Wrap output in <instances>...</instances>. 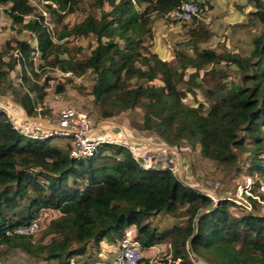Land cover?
Returning a JSON list of instances; mask_svg holds the SVG:
<instances>
[{
    "label": "trees",
    "instance_id": "16d2710c",
    "mask_svg": "<svg viewBox=\"0 0 264 264\" xmlns=\"http://www.w3.org/2000/svg\"><path fill=\"white\" fill-rule=\"evenodd\" d=\"M46 1L60 24L81 2ZM142 1L147 5L140 10ZM184 1L93 0L92 8L101 10V15L90 13L71 29L64 25L58 36L95 37L97 46L82 61L68 45L54 41L42 15L25 27L38 34L43 61L54 58L63 72L79 78L94 73L91 94L102 107L103 117L142 107L143 130L154 132L171 146L184 140L199 144L203 158L227 169L239 163L237 152L248 153L251 161L244 167L264 177V32L254 40L249 57L202 48L195 57L176 52L178 65L173 66L150 50L152 16H165ZM7 2L12 4L9 15L14 24H24L26 16L38 11L31 0H0V5ZM250 2L257 9L254 16L264 25V0ZM106 4L110 11L105 10ZM199 5L201 13L203 3ZM190 33L189 43L195 51L199 43L211 38L201 24ZM18 45L26 55L35 51L25 42ZM65 54L68 58H61ZM6 56L0 50V86L18 64L16 58L5 60ZM222 62L237 69L220 73L221 84L205 92L213 102L209 112L204 113L203 103L197 107L186 104L188 92L193 91L182 90L178 79L188 69L195 71L193 78L205 67ZM39 68L42 72L47 66L42 63ZM32 71L38 78L39 72ZM23 78L28 80L26 73ZM134 80L138 81L135 85ZM49 81L47 78L46 84ZM46 84L30 88L39 101L47 95ZM56 91L65 93V84L59 83ZM29 93L21 105L34 116L37 104ZM55 139L31 137L0 109V245L20 247L31 254L40 252L59 264H70L76 256H81L78 260L85 257L89 247L110 239H115V244L116 238L134 227L146 249L171 237L173 259L180 258L182 264L201 258L212 264H264V214L255 206L249 211L242 207L236 214L231 211L234 200L222 196L216 205L214 198L184 184L170 168L143 167L126 145L108 143L105 146L111 145V151H102V145L93 157L75 158L69 148L57 146ZM179 206L188 216L184 228L158 234L145 223ZM49 209L60 214L53 224L59 239L34 250L25 243L30 236L16 231L30 226Z\"/></svg>",
    "mask_w": 264,
    "mask_h": 264
},
{
    "label": "rangeland",
    "instance_id": "374dc122",
    "mask_svg": "<svg viewBox=\"0 0 264 264\" xmlns=\"http://www.w3.org/2000/svg\"><path fill=\"white\" fill-rule=\"evenodd\" d=\"M93 0H81L79 5H77L76 10L74 12H69L66 15H71L72 13H76L78 17L81 18V20H85L87 15L90 12H93V14L100 16L101 10L92 8ZM48 3L46 0H33L32 4H36L39 6V10H42L43 13L46 11L48 13V23L56 22V16L51 14L50 11L47 9ZM4 5L12 6L11 2H7ZM147 5L146 1H142L141 4L139 3V9L142 10ZM55 9L58 10V7L56 5H53ZM206 5L203 4L202 12L198 17H196L192 23L194 24H201L200 22L202 18V14H204ZM112 8L106 4L105 10L110 11ZM254 15V13H252ZM10 17L8 13L5 14L3 17ZM66 17V16H65ZM2 18H0L1 21ZM169 20V19H166ZM171 21V20H170ZM172 22V21H171ZM13 23L12 19H9L7 23L4 22L0 23L2 26L0 29H8L9 24ZM180 23V22H175ZM185 24V23H181ZM198 24V25H199ZM47 25V24H46ZM54 25V24H53ZM52 25V26H53ZM197 25V26H198ZM205 25L208 29V24H201ZM52 35L54 34L53 29H50ZM209 30V29H208ZM264 31V30H263ZM19 34V33H18ZM95 37H80L78 40H73L71 42H79L82 40V44L77 46H71L69 47L72 50V54L75 56V58L78 61H82L87 59L91 51L94 49L93 46H97L95 44ZM19 42H17V39L15 37L11 36H5L4 33L0 32V50L4 52L5 55H7V60L9 58L15 59L14 57V51H16L17 46L19 47ZM94 42V43H93ZM13 44V45H12ZM17 44V46H16ZM190 43L188 42V45ZM16 46V47H15ZM93 48V49H92ZM202 50L201 46H198V50L190 51V55L192 57H195L196 53ZM181 50H176L174 54V59L167 61L173 66H177L178 63L176 61V52ZM182 52V51H181ZM70 56V55H69ZM61 58H68V54L62 56ZM18 61V58H16ZM19 62V61H18ZM45 63L47 68L45 71H40L39 65ZM21 65V64H20ZM19 66V63L17 64ZM221 66V67H219ZM219 66L216 65H209L205 67V69H202L199 73H195L192 76V73L195 71L192 69H188L185 72L184 76H181V78L178 79L179 87L182 90L185 91H193V94L188 92V95L186 99L184 100L186 104L191 106H198L199 103H203L205 105L204 113L207 114L209 110L211 109V106L213 104L212 99L208 97V95L205 93L208 89H214L217 87V85L221 84V80L219 79L220 73H231L233 69H230V67H226L222 64H219ZM222 67L224 69H222ZM226 67V68H225ZM38 71L39 76L36 78L34 76L33 71ZM27 74L28 80H25L24 74ZM90 74V72L88 73ZM87 74V75H88ZM49 78V83L46 84V79ZM191 79V81H190ZM90 77L87 79L86 75L83 77H76L72 75V73H66L63 72L60 63L55 61L54 58L49 59L48 61H43L41 58L36 59L35 56L29 54L26 55V60H23L22 67L20 66L18 68H15L14 71L10 72L9 77L5 80L3 85L0 86V109L5 110L8 114L11 115L14 120V116L11 112L13 110L15 111L16 107L13 105V103L21 105L22 98L25 96V94H28L31 91V87L36 85L38 87L44 86V84L47 85L46 88V96L44 98V101H39L37 96V93H29L30 97L36 101V115L31 117H42L45 119L50 120L51 116L52 118H56L58 114L54 113V109L49 108L51 104L52 106H58L61 107L65 102H68L72 100L74 102L73 105H64L69 106L72 108H75L79 111L87 112L92 120L94 121V127L95 129L98 128L99 123L104 121H109L111 125L117 126L118 129L125 128L127 131H129L133 137L146 141L150 144H168L166 141H164L162 138H160L158 135H156L152 131L143 130V123H144V109L142 107H138L135 110H129L122 112L120 114H117L110 118H105L102 115L103 109L99 104H96L94 101V97L91 94V90L93 87V83L90 82ZM137 80L132 81V84H137ZM59 83L65 84L66 91L65 93L58 94L56 89ZM155 84L162 85L163 83L160 81H156ZM197 84V86H196ZM49 102V104L47 103ZM19 109V107H18ZM16 113V111H15ZM24 114L22 110H20V114ZM19 114V116H20ZM30 116V115H29ZM15 121V120H14ZM40 127H48L41 122H38ZM102 126L99 128L101 129ZM20 129L24 132L23 127H20ZM115 130V132H116ZM45 132L46 130L43 129ZM102 133H106L104 130H100L99 135ZM31 137H35V134L30 135ZM33 137V138H34ZM102 137V136H101ZM56 139L58 137H55ZM103 138V137H102ZM105 140H108L107 138ZM111 144V143H110ZM112 144L117 145H126L129 149L131 146L127 143L113 141ZM105 145H108V143L104 144L101 148L102 151L106 149V151H111V148L106 147ZM199 146V144L194 145L191 144L189 141H181L179 146L176 147L179 151H175L173 149H166V156H158L160 153L159 150H148L150 151V154L155 158L157 161L156 166H161L163 168H170L175 175L178 176L179 179H183L186 183H188L192 187H208L215 191V193L218 195L219 198L226 197L228 199L234 200V207H231V211H233L236 214H240L243 210L242 207H245L247 211L252 210L253 206L262 214H264V177H261L257 172L254 174H251L249 170L247 169V162L251 161V156L248 153H240L237 152L239 155V163L234 166L231 169H227L224 166H221L211 160H207L203 157L201 159L200 163H197L198 168H194L195 166L192 165L190 160L182 162L186 155V152L195 153L196 148ZM64 149H66V146H64ZM133 149V148H132ZM132 149L131 152H132ZM135 150V149H133ZM147 151V152H148ZM133 154V152H132ZM197 154V153H196ZM199 154V153H198ZM182 155L183 160H181L182 163V171H180V156ZM159 159H163L162 164L159 163ZM159 164V165H158ZM185 165H191V170L195 171V179H191L190 177L187 178V176L184 175V171L186 168ZM246 165L247 168L244 166ZM208 170L212 172V176H206L203 170ZM199 169V170H198ZM241 169V171H239ZM191 176V175H189ZM223 185V187H221ZM222 190H225V192H221ZM204 191V192H203ZM201 191L203 194H207L209 196H212V198L215 199V203L217 204L218 198L215 194L210 192L209 190H203ZM207 191V192H206ZM222 197H221V196ZM250 199L255 200L256 203H252ZM253 205V206H252ZM181 213H185V210L180 211ZM60 214L56 210H46L44 211L41 216L38 219L39 222V230L34 235L30 236L29 239L25 240V243L31 247L34 250H37L41 246L49 245L53 240L59 239L58 234L56 233L53 224L58 220ZM135 226V224H134ZM20 234H23L22 232H19ZM119 237L116 238V241H118ZM115 239H110L109 243H114ZM96 248V247H95ZM106 249H102L101 251H98V249H94V251L91 252V254H86L85 257H83L81 260H78L80 257H75L71 259L70 264H82L83 260L88 261V263H99L100 260H104L105 258H109L111 260L114 259L115 256V246H104ZM144 256H145V262L144 264H150L151 260H158L163 261L165 260L166 256L164 255V251H160L157 253V250H150L145 249L144 250ZM100 259V260H99ZM202 261L201 259H198ZM193 262V264H197ZM0 264H59L58 261H55L53 259H47L46 255L40 252H36L35 254H31L27 252L25 249L16 247V246H10V245H0Z\"/></svg>",
    "mask_w": 264,
    "mask_h": 264
},
{
    "label": "crops",
    "instance_id": "0c3cea01",
    "mask_svg": "<svg viewBox=\"0 0 264 264\" xmlns=\"http://www.w3.org/2000/svg\"><path fill=\"white\" fill-rule=\"evenodd\" d=\"M198 1L206 5L205 8L206 10L204 14H202V18H200L202 21L200 23L201 24L207 23L208 29L211 34V38L207 42H201L198 44V46H201L202 48H209L215 50L218 54H239L243 57L251 56L255 48L254 40L264 32L263 31L264 25L257 19V17L252 15V13L257 11L254 4L251 3L250 0H198ZM31 3H33V0H31ZM37 8L38 11L36 14H32L25 17L24 24L8 23L9 28L0 29V32L4 33L5 36L15 37L17 39V42L21 41L29 44L35 50L31 53V55L35 56L36 59H39L41 58V54L39 52L38 34L34 31H30L26 29L25 24L31 20L38 19V16L42 15L44 18L45 25L47 24L46 26H48L49 29H53L54 41L56 43L66 44L68 45V47L74 45L79 46L82 44V40L76 43L71 42L74 39L78 40V38L80 37L70 36V37H65L63 39L58 38V36L61 35L64 25H67L68 28L71 29L74 26L84 22V20H81V18L78 17L76 13H72L71 15H66L63 23L60 24L53 22L54 24L53 25L52 23H48V18H47L48 13L46 11L42 13L41 12L42 10H39V6H37ZM90 13L93 14L94 11ZM9 19H11V17L8 18L7 16L2 17L0 23L3 24L4 22L7 23ZM190 23H185V24L175 23V22H171L170 20H166L164 16L154 14L152 16L153 40L151 42V47H150L151 52L157 54L164 61L173 60L175 58L174 54L176 50H181L183 53L192 56L189 53L190 51L194 50V46L191 44L188 45V42L191 40L190 31L196 28L199 23L194 25ZM1 26L2 25L0 24V27ZM90 38H93V36H90ZM95 44H96V40H95ZM93 48H95V45L93 46ZM14 53H15L14 57L18 58L19 61L18 63L21 68L23 60H26V53L21 51V49L18 48V46L16 51H14ZM7 57L8 56L5 57V60H7ZM225 64H226L225 62H222V65ZM19 66H16V68H18ZM231 68L233 70L237 69V67L234 65H232ZM67 73H71V72H67ZM89 77L91 80L90 82L94 84V79H93L94 73L90 72V74L86 75L87 79ZM47 103L49 104L48 101ZM73 104L74 102L70 100L68 102H65V104H63L61 107H59V105L52 106L51 104H49L50 105L49 108L54 109V113L58 114L61 110L69 107L64 105H73ZM51 119H53L52 116ZM28 121L31 122L30 125L32 124L37 125L36 124L37 121H34L32 119H28ZM100 130L101 129L95 131V133L98 136H101L99 135ZM54 143L62 148H64V146L67 147L66 140L63 138L55 139ZM196 151L197 152L195 153L191 152V150L189 152H186L185 153L186 157L184 160L182 158L183 160L182 162L190 160L191 161L190 163L195 166L194 168H198L196 161L198 163L201 162V160L200 161L198 160L201 159L202 157L201 145H199L196 148ZM182 167L183 166L181 165L180 171H182ZM184 167L186 168V170L184 171V175L187 176V178L190 177V180L192 178L195 179L196 173L195 171H192L190 169L191 165H185ZM203 172L205 173L206 176H212L211 171L203 170ZM221 187H223V185ZM221 192L223 193L225 192V190H222L221 188ZM179 210L183 211L185 210V208H181L179 206L178 208H175L169 212L168 211L161 212L146 220L145 223H149L151 229L156 230L158 234H163L165 232L170 233L177 228H184L187 224L188 216L185 213L179 212ZM169 244L172 245L171 237H168L167 239L156 243V245H159L161 247L160 249L162 251H165ZM105 245L111 246L114 245V243L112 244L109 243L108 241H102L96 248L89 247L88 254L89 253L91 254V252L94 251V249H98V251H101V248L106 249L104 248ZM76 257H81V256H76ZM113 260L109 258H105L104 260H100L99 263L97 262L88 263L86 259L85 261H82L83 262L82 264H84L85 262L87 264H111Z\"/></svg>",
    "mask_w": 264,
    "mask_h": 264
},
{
    "label": "built area",
    "instance_id": "2783aa9c",
    "mask_svg": "<svg viewBox=\"0 0 264 264\" xmlns=\"http://www.w3.org/2000/svg\"><path fill=\"white\" fill-rule=\"evenodd\" d=\"M133 1L135 2L136 0ZM200 10L198 0H186L179 7L172 10L164 17L172 22L190 23L200 14ZM10 12L11 6L9 7L4 4L0 5V18L5 16L6 13L10 14ZM50 121L52 124L57 126V129L38 127L34 132H24L29 135L35 134V138L48 139L51 137H58L65 139L71 156L75 158L93 157L102 145L110 143L102 140L95 133L96 129L94 127V121L87 112L68 107L61 110L57 117L50 119ZM43 129L46 131L44 132ZM130 149L132 148L130 147ZM132 152L134 158L145 168H152L157 164V161L150 154V151L145 152L144 154H139L132 149ZM159 152L158 156H166V149H161ZM162 162L163 159H159V163L162 164ZM205 195L207 194L205 193ZM39 228V222L36 220L30 226L22 227L16 232L18 234H20L19 232H22V235L32 236L38 232ZM114 246L116 249L113 264H144V250L146 248L143 247L142 241L139 239L134 227L128 228L123 237L116 241ZM160 248L161 247L159 245H155L149 247L148 249L157 250L158 253L162 251ZM164 255L166 256L165 260H151L150 264H182L180 258L177 260L173 259V247L171 244L167 246L164 251ZM192 257L195 258L193 254ZM192 260L196 263L194 259ZM197 264L204 263L198 260Z\"/></svg>",
    "mask_w": 264,
    "mask_h": 264
},
{
    "label": "bare ground",
    "instance_id": "6f19581e",
    "mask_svg": "<svg viewBox=\"0 0 264 264\" xmlns=\"http://www.w3.org/2000/svg\"><path fill=\"white\" fill-rule=\"evenodd\" d=\"M15 111H16V113H15ZM15 111L13 110V112H11V113L14 116L15 121L14 120L13 121L15 122V124L18 128L23 127V130L25 132H34L38 127H40L38 122L36 123L37 125H33V124L30 125L31 122L28 121V119H30V117H28V115L26 113L20 114V109H18V107H16ZM19 114H20V116H19ZM26 118H28V119H26ZM54 126H56V125H54ZM117 128H118L117 126H113L110 123L104 124L102 126L101 130H104L106 133H102L101 136L103 138L101 136H99V138H101L102 140H105L107 138L108 140H105V141H108L110 143H113L114 140L118 141V142L127 143V144H129V146H131V148L135 149L136 153H139V154H144L145 152H147L150 149L147 147L148 142L139 139L140 141H142V144H137L136 142L133 141V139H135V137H133L129 131H127L125 128L116 130ZM115 130H116V132H115ZM154 145L158 146L156 148H153L155 150H160V148H162L161 145H158V144H154ZM153 149H151V150H153ZM206 190H209L210 192H212L214 194L213 190H210V189H206Z\"/></svg>",
    "mask_w": 264,
    "mask_h": 264
},
{
    "label": "water",
    "instance_id": "95a60500",
    "mask_svg": "<svg viewBox=\"0 0 264 264\" xmlns=\"http://www.w3.org/2000/svg\"><path fill=\"white\" fill-rule=\"evenodd\" d=\"M13 105L15 106V107H19V109L20 110H22L23 112H25L27 115H28V117H30V119H32V120H34V121H37V122H41L42 124H44V125H46V126H48L49 128H53V129H57V127L56 126H54V124H52L51 123V121L50 120H48V119H45V118H42V117H31V116H29V114H28V112L25 110V108L23 107V106H20V105H18V104H15V103H13ZM108 123H110L109 121H104V122H101V123H99V125H98V128L97 129H99L101 126H103L104 124H108ZM96 129V130H97ZM133 141L134 142H136L137 144H142V141H140L139 139H133ZM136 144V145H137ZM147 147L148 148H150V150L151 149H153V148H156V147H158L157 145H154V144H147ZM161 147L162 148H160V150L161 149H173V150H175V151H179L176 147H174V146H171V145H166V144H162L161 145ZM180 156V159L182 160V155H179ZM181 165H182V163L180 162V167H181ZM184 184H186V185H189L188 183H186L182 178L180 179ZM190 186V185H189ZM192 187V186H191ZM193 188H195L196 190H198V191H203V190H206V189H210V190H212L211 188H208V187H203V186H198V187H193ZM213 192H214V194L216 195V197L218 198V200H217V204L219 203V200H220V198L218 197V195L215 193V191L213 190ZM216 204V205H217ZM201 260H202V262L204 263V264H212V263H210V262H208V261H206V260H204V259H202L201 258Z\"/></svg>",
    "mask_w": 264,
    "mask_h": 264
}]
</instances>
